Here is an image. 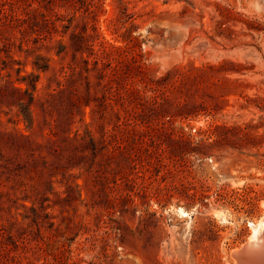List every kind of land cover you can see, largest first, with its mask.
<instances>
[{"label": "rangeland", "instance_id": "rangeland-1", "mask_svg": "<svg viewBox=\"0 0 264 264\" xmlns=\"http://www.w3.org/2000/svg\"><path fill=\"white\" fill-rule=\"evenodd\" d=\"M0 73L37 78L32 127L0 89L28 138L2 153L43 157L0 177V264H236L262 235L264 0H0Z\"/></svg>", "mask_w": 264, "mask_h": 264}, {"label": "trees", "instance_id": "trees-1", "mask_svg": "<svg viewBox=\"0 0 264 264\" xmlns=\"http://www.w3.org/2000/svg\"><path fill=\"white\" fill-rule=\"evenodd\" d=\"M7 45H9V44H7ZM61 48L65 49L64 46H61ZM43 68H45V69L48 68V64L45 65ZM23 81H24V79L19 80V82H23ZM36 81H37V78L35 77V82ZM35 82L32 85V91L33 92L36 89ZM0 89L1 90H7V91L12 90L13 94L18 93L21 96L26 95V94H28L30 96L28 101H26V99L23 97L17 99L16 104L20 107L21 114L23 116L24 121L28 125L30 124V126L32 127V125L34 123V119H33V113L31 111V107L34 105V101H35L33 92H32V94H29V92L27 90L24 92V94H22V89L14 87V83L11 81V76L10 75L2 76L1 73H0ZM0 115H1V111H0ZM67 132L68 131H62V129L53 130L51 133V137L48 138L44 143L39 144L38 149L40 148V151L45 150L49 154L50 153L55 154V155L59 154V147L57 146V142L61 138V134H66ZM52 137H56L57 139L53 140ZM64 138L68 141H73V140L79 139L80 136L78 134H76L72 138H69L68 136H66ZM22 139H28V138H26L19 131H16V132L7 131L3 127V124L0 121V177H2V176L10 177V176H14L15 174H18V173L21 174L22 171H24V173H25L26 170L34 171L36 169H39V167H40L39 161L43 160V157H41V156H39L37 159H35V161H34L35 164L32 163V165H31L30 160H28V158L26 157L23 160V163L26 166V168L19 170L16 167V164H15L16 158L15 159L13 158L14 155L8 156V155H5L4 153H2V148L8 146V148H9L8 150L12 151V153H14V151L16 150V154L18 157L20 151L26 149V145H22L20 143V141ZM25 208H27V207H25Z\"/></svg>", "mask_w": 264, "mask_h": 264}, {"label": "bare ground", "instance_id": "bare-ground-1", "mask_svg": "<svg viewBox=\"0 0 264 264\" xmlns=\"http://www.w3.org/2000/svg\"><path fill=\"white\" fill-rule=\"evenodd\" d=\"M241 48H243L244 47V45H242V46H240ZM239 47V48H240ZM247 47V46H246ZM245 47V48H246ZM249 47V46H248ZM251 48H254V47H251ZM241 50V49H240ZM256 49H254V51H255ZM242 51H243V49H242ZM244 51H245V49H244ZM243 51V52H244ZM247 51V50H246ZM249 51V50H248ZM247 51V52H248ZM253 52V51H252ZM256 52V51H255ZM257 54V53H256ZM255 54V55H256ZM259 54V53H258ZM248 55V54H247ZM250 56V55H249ZM248 56V57H249ZM255 57V56H254ZM257 59V58H256ZM261 59V58H260ZM263 60V59H262ZM181 211V210H180ZM187 217V216H186ZM264 222V221H263ZM263 226V225H262ZM256 231V230H255ZM248 250H250V251H253V250H255V251H258V252H261L262 250H264V231H263V233H262V235H260V236H255V238L254 239H252V240H250L246 245H244L243 246V248L242 249H237V250H235L234 251V253H233V255L235 256L237 253H240V252H243L242 254V257L246 260V264H252V263H255L256 261H254V260H256V258L255 257H253V259H252V255L250 254V251H248ZM236 259V258H235ZM237 261H236V264H239V261H238V259H236ZM261 262L259 263V264H264V256H263V259H261L260 260Z\"/></svg>", "mask_w": 264, "mask_h": 264}, {"label": "water", "instance_id": "water-1", "mask_svg": "<svg viewBox=\"0 0 264 264\" xmlns=\"http://www.w3.org/2000/svg\"><path fill=\"white\" fill-rule=\"evenodd\" d=\"M248 251H250V250H248ZM242 253L243 252L237 253L234 257L236 259H238L239 264H246L248 261L246 262V260L242 257V255H243ZM250 254L252 255V259H253V257L256 258V260H254L256 262L252 263V264H259L261 262L260 260L263 259L264 250H262L261 252L253 250V251H250Z\"/></svg>", "mask_w": 264, "mask_h": 264}]
</instances>
